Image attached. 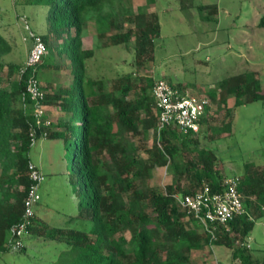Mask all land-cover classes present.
<instances>
[{"label": "trees", "instance_id": "trees-1", "mask_svg": "<svg viewBox=\"0 0 264 264\" xmlns=\"http://www.w3.org/2000/svg\"><path fill=\"white\" fill-rule=\"evenodd\" d=\"M28 1L48 7L47 33L40 36L28 30L30 37L40 36L47 49L37 68L45 72L66 67L71 76L66 86L48 82L49 88H45L41 84L45 75L36 74L44 91L41 102L64 113L55 122L46 113L50 125H36V142L41 138H60L67 148L73 141L75 176L69 180L78 183L81 196L76 215L60 221L50 219L35 209L43 176L37 184L38 198L32 204V212L25 214V201L34 183L29 178L28 165L32 163L29 152L35 144L29 130L35 120L32 101L25 92L30 71L24 65L32 45L23 64H5L2 57L12 46L0 33V77L4 69L8 83L17 75L11 88L0 85V253L23 251L24 238L37 237L64 244L48 264H190L193 250L212 244L226 248L240 264H264L253 259L249 246L244 245L256 219L264 214V167L259 169L247 161L240 174L230 175L238 178L245 212L228 222V230L219 226L216 239L210 241V235L187 217L173 195L193 193L204 184L212 189L223 185L225 176L220 173L214 151L197 147L191 136L199 131L182 133L169 126L159 136L156 134L151 77H137L129 72L108 86L106 79L88 74L86 63L94 56V50L84 48L82 39L89 22L96 38L105 37L101 42L104 47L126 44L132 39L134 63L141 66L153 59L155 41L160 37L157 14L147 12L144 6H132L131 0ZM155 1L145 0L147 5ZM200 18L207 17L201 13ZM130 21L133 26L122 31L123 24ZM259 25H264V17ZM114 30L118 32L112 33ZM55 39L56 45L49 44ZM51 51L64 56L65 62L51 61ZM174 86L184 88L182 84ZM205 95L210 104L198 122L215 134L230 133L233 118L227 111L221 126L211 125L208 113L212 102L221 111L225 110L229 95H233L234 106H238L260 100L264 94L256 73L245 71L223 78ZM150 133L153 143L143 148L149 154L143 157L139 142ZM185 149L192 156L184 154ZM165 165L173 174V182L162 192L148 185L147 179L153 168ZM80 217L83 225L77 227ZM22 224L24 227L17 234L14 230ZM236 242L244 244L235 245Z\"/></svg>", "mask_w": 264, "mask_h": 264}, {"label": "rangeland", "instance_id": "rangeland-1", "mask_svg": "<svg viewBox=\"0 0 264 264\" xmlns=\"http://www.w3.org/2000/svg\"><path fill=\"white\" fill-rule=\"evenodd\" d=\"M131 5L144 6L147 12L158 16L160 37L155 41L153 59L136 66L132 39L126 44L104 47L101 42L105 37L96 38L89 22L82 43L84 48L94 50V56L86 63L90 76L106 79L109 86L113 79L131 72L137 77L182 84L184 88L181 89L190 94L205 95L225 77L254 71L264 94V25H259L264 17V0H156L153 5H147L145 0H131ZM47 11V6L28 0H0V33L12 46L11 51L2 57L3 63L23 64L33 43L28 30L40 33V36L46 34ZM201 13L207 18L202 20ZM132 26V21L124 23L122 31ZM116 32L118 30L112 31ZM57 42L56 39L50 40L49 44L56 45ZM50 59L65 62L64 56L55 51H51ZM59 68L45 72L38 69L39 75H45L41 80L43 87L47 88L48 82L66 86L71 81L68 69ZM6 72L4 69L1 74L0 85L11 88L17 75L14 74L8 83ZM46 108L54 122L64 115L56 107ZM216 108V103L212 102L208 113L211 125L221 126L228 111L233 118L232 130L213 134L206 125H201L199 132L191 136L197 147L214 151L223 176L240 174L247 161L259 169L264 167V95L260 100L238 106H234V97L229 95L225 110L217 111ZM139 143L145 145L139 144L140 155L147 157L149 154L143 148L152 145V133ZM73 146V141L66 148L60 138H41L29 152L31 162L44 176L39 184L40 199L35 209L46 213L52 220H65L78 213L81 191L76 181L69 180L75 176ZM188 153L190 150L185 149L184 154ZM171 182L173 174L166 165L153 168L151 178L147 179L148 185L162 192ZM82 220L81 217L77 219V227H82ZM24 243L23 251L1 252L0 264H48L64 247L57 240L37 237H25ZM244 243L236 242L235 245L249 246L252 258L264 261V214L256 219ZM190 257V264H240L226 248L212 244H203L200 249L193 250Z\"/></svg>", "mask_w": 264, "mask_h": 264}, {"label": "built area", "instance_id": "built-area-1", "mask_svg": "<svg viewBox=\"0 0 264 264\" xmlns=\"http://www.w3.org/2000/svg\"><path fill=\"white\" fill-rule=\"evenodd\" d=\"M31 37L33 44L24 64L30 71L25 81V92L32 101L31 107L35 120V124L30 126L29 137L32 143H36V125L38 127L40 125L49 126L50 119L46 114L47 106L41 102L44 98V91L36 77L37 65L45 52V45L40 36L31 34ZM152 96L157 113L155 132L158 136L163 129L169 126L182 133L194 134L199 131L198 121L204 116L206 106L210 104L207 95H193L169 84L164 79H157L152 86ZM28 170L29 178L34 183L30 186L25 201L26 216L32 212V204L38 198L37 184L43 179L41 171L36 169L32 163L28 165ZM238 184L236 176H225L223 185L218 189H212L209 185L204 184L201 189L193 193H175L173 197L177 205L185 211L187 217H191L199 224L202 230L210 235V241H212L216 239V229L219 226L228 230V222L245 212ZM23 227L22 224L14 231L19 234Z\"/></svg>", "mask_w": 264, "mask_h": 264}, {"label": "clouds", "instance_id": "clouds-1", "mask_svg": "<svg viewBox=\"0 0 264 264\" xmlns=\"http://www.w3.org/2000/svg\"><path fill=\"white\" fill-rule=\"evenodd\" d=\"M180 208V207H179ZM196 223V222H195ZM199 225V224H198ZM200 227V226H199ZM201 228V227H200ZM202 229V228H201Z\"/></svg>", "mask_w": 264, "mask_h": 264}, {"label": "crops", "instance_id": "crops-1", "mask_svg": "<svg viewBox=\"0 0 264 264\" xmlns=\"http://www.w3.org/2000/svg\"><path fill=\"white\" fill-rule=\"evenodd\" d=\"M40 34V33H39Z\"/></svg>", "mask_w": 264, "mask_h": 264}]
</instances>
